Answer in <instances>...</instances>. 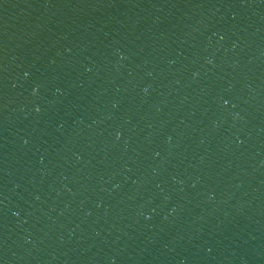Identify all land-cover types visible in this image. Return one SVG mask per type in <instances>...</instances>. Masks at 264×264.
Returning <instances> with one entry per match:
<instances>
[{
  "label": "water",
  "instance_id": "water-1",
  "mask_svg": "<svg viewBox=\"0 0 264 264\" xmlns=\"http://www.w3.org/2000/svg\"><path fill=\"white\" fill-rule=\"evenodd\" d=\"M0 264H264V0H0Z\"/></svg>",
  "mask_w": 264,
  "mask_h": 264
}]
</instances>
